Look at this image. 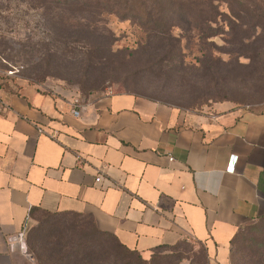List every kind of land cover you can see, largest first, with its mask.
I'll use <instances>...</instances> for the list:
<instances>
[{"label": "crops", "instance_id": "0c3cea01", "mask_svg": "<svg viewBox=\"0 0 264 264\" xmlns=\"http://www.w3.org/2000/svg\"><path fill=\"white\" fill-rule=\"evenodd\" d=\"M37 210L88 214L145 259L187 239L229 264L231 238L264 217V108L0 84V264H18L10 238Z\"/></svg>", "mask_w": 264, "mask_h": 264}, {"label": "rangeland", "instance_id": "374dc122", "mask_svg": "<svg viewBox=\"0 0 264 264\" xmlns=\"http://www.w3.org/2000/svg\"><path fill=\"white\" fill-rule=\"evenodd\" d=\"M213 3L218 15L203 24V34L211 35L193 30L183 35L173 28L171 38H162L141 18L103 13L92 24L61 15L59 23L60 17L48 20L47 13L29 10L20 0H0V84L28 82L79 100L125 92L191 111H211L217 103L259 111L264 108V0ZM176 41L180 53L172 66L164 59ZM55 222L31 223L25 246L16 251L18 264L36 262L27 244L29 231L41 254L52 243L72 245L82 235L70 216ZM235 239L244 253L263 249L264 217L240 228ZM188 241L193 250L178 264H191L195 255L203 258V245Z\"/></svg>", "mask_w": 264, "mask_h": 264}, {"label": "trees", "instance_id": "16d2710c", "mask_svg": "<svg viewBox=\"0 0 264 264\" xmlns=\"http://www.w3.org/2000/svg\"><path fill=\"white\" fill-rule=\"evenodd\" d=\"M29 10L47 13L48 20L58 19L63 23L61 15L70 18L88 20L90 23L98 22L103 13H115L123 18H141L144 24L161 31L162 38H171L169 31L179 28L183 35L191 30L197 31L201 37L211 34H203V24L214 22L218 15L213 0H20ZM206 1V2H205ZM213 15V16H212ZM52 16V18H49ZM262 24V22H259ZM206 27V26H205ZM179 42L176 41L172 52H167L164 60L172 66L177 61L180 53ZM120 93V92H116ZM134 94V93H133ZM31 216L39 222L41 227L54 225L56 217H71L74 224L80 228L82 235L72 245L52 243V247L46 250L47 254L38 252L34 248L32 231L28 232L27 244L34 255L35 264H178L183 258H188L187 253L193 250L192 244L187 239H181L174 244H160L152 248L148 259L142 257L136 249H130L121 243L113 234L99 230L93 218L88 214L75 212H46L33 211ZM77 217L80 219L77 220ZM36 230V229H35ZM34 230V231H35ZM33 231V232H34ZM230 240L228 254L229 264H264L263 249L244 253V249L236 244V236ZM198 243V242H197ZM200 245V243H198ZM203 258L193 256L191 264H208L206 248ZM42 249V248H41ZM169 249V254L163 251ZM37 251V254H35ZM174 256V258H172Z\"/></svg>", "mask_w": 264, "mask_h": 264}, {"label": "built area", "instance_id": "2783aa9c", "mask_svg": "<svg viewBox=\"0 0 264 264\" xmlns=\"http://www.w3.org/2000/svg\"><path fill=\"white\" fill-rule=\"evenodd\" d=\"M76 102H77V100H76ZM73 113L75 115H77L78 114V111L77 110H73ZM170 160H171V158H170ZM235 160H236V158H234L233 156L229 160L228 166H227V170L228 171H233L234 170ZM100 179H101V176L98 175V176H96L95 181L98 182ZM24 237H25V229L23 228V229H21L20 232H18V234L16 235V237H13V238H10V239L17 241V246L22 249L25 246Z\"/></svg>", "mask_w": 264, "mask_h": 264}]
</instances>
